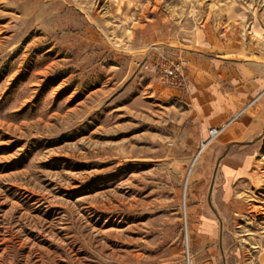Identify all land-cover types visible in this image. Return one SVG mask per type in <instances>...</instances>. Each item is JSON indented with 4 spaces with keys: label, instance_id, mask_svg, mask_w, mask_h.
Segmentation results:
<instances>
[{
    "label": "rangeland",
    "instance_id": "obj_1",
    "mask_svg": "<svg viewBox=\"0 0 264 264\" xmlns=\"http://www.w3.org/2000/svg\"><path fill=\"white\" fill-rule=\"evenodd\" d=\"M229 2L0 0V264H258L264 196L191 203L252 105L203 148L214 127L170 91L187 51L216 57L196 35ZM158 52L186 61L183 89L157 80Z\"/></svg>",
    "mask_w": 264,
    "mask_h": 264
},
{
    "label": "crops",
    "instance_id": "obj_2",
    "mask_svg": "<svg viewBox=\"0 0 264 264\" xmlns=\"http://www.w3.org/2000/svg\"><path fill=\"white\" fill-rule=\"evenodd\" d=\"M223 16L218 32L209 28L196 35L205 47L218 52L216 57L208 60L187 51V93L170 91L185 98L202 138L208 128L254 101L210 148L216 159L211 178L200 181V194L191 199V203L234 204L242 209L255 194L264 196V0H234L223 8ZM209 171L204 169L200 176L204 178ZM206 186L204 196L201 191ZM197 211L191 214L201 220V231L212 234V217L204 209ZM257 253L258 264H264V248Z\"/></svg>",
    "mask_w": 264,
    "mask_h": 264
},
{
    "label": "built area",
    "instance_id": "obj_3",
    "mask_svg": "<svg viewBox=\"0 0 264 264\" xmlns=\"http://www.w3.org/2000/svg\"><path fill=\"white\" fill-rule=\"evenodd\" d=\"M156 60L152 63V71L156 75L157 80L166 87L174 89H183L186 83V61L183 58H171L163 53L158 52ZM254 101L247 104L239 111L230 121L220 127H214L209 130V140L203 144L206 146L209 142L217 138L224 129L229 126L235 119L243 114ZM205 148V147H204Z\"/></svg>",
    "mask_w": 264,
    "mask_h": 264
},
{
    "label": "bare ground",
    "instance_id": "obj_4",
    "mask_svg": "<svg viewBox=\"0 0 264 264\" xmlns=\"http://www.w3.org/2000/svg\"><path fill=\"white\" fill-rule=\"evenodd\" d=\"M204 147H205V145H204ZM204 147H203V148H204Z\"/></svg>",
    "mask_w": 264,
    "mask_h": 264
}]
</instances>
